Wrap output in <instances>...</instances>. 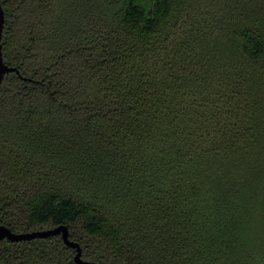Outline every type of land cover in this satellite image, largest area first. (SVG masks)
I'll use <instances>...</instances> for the list:
<instances>
[{
	"label": "trees",
	"instance_id": "trees-1",
	"mask_svg": "<svg viewBox=\"0 0 264 264\" xmlns=\"http://www.w3.org/2000/svg\"><path fill=\"white\" fill-rule=\"evenodd\" d=\"M1 2L0 224L98 264H264V0Z\"/></svg>",
	"mask_w": 264,
	"mask_h": 264
},
{
	"label": "water",
	"instance_id": "water-1",
	"mask_svg": "<svg viewBox=\"0 0 264 264\" xmlns=\"http://www.w3.org/2000/svg\"><path fill=\"white\" fill-rule=\"evenodd\" d=\"M5 27V11L2 6V2L0 0V88L4 81L5 75L9 72L17 71L20 73L17 67L9 66L5 63L3 57V45H2V38H3V30ZM26 79V78H25ZM55 234H62L64 241L67 245L71 247H75L77 249V253L75 255V261L77 264H98L94 261L85 260L82 257V247L79 242L74 241L70 238V231L67 225L62 224L58 225L53 228L41 229V230H34L28 232H14L8 226L4 224H0V240L8 238L12 241H20L25 239H34L39 237H47L49 235Z\"/></svg>",
	"mask_w": 264,
	"mask_h": 264
}]
</instances>
